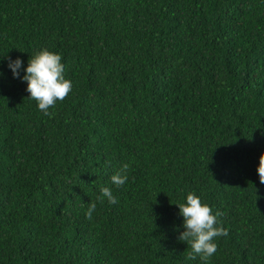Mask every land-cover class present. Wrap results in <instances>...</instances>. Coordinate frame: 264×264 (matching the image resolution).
<instances>
[{
    "label": "trees",
    "instance_id": "1",
    "mask_svg": "<svg viewBox=\"0 0 264 264\" xmlns=\"http://www.w3.org/2000/svg\"><path fill=\"white\" fill-rule=\"evenodd\" d=\"M42 47L73 81L48 114L7 67ZM0 70V264H203L189 191L211 264H264V0H0Z\"/></svg>",
    "mask_w": 264,
    "mask_h": 264
},
{
    "label": "clouds",
    "instance_id": "2",
    "mask_svg": "<svg viewBox=\"0 0 264 264\" xmlns=\"http://www.w3.org/2000/svg\"><path fill=\"white\" fill-rule=\"evenodd\" d=\"M7 67L14 78L27 83L26 90L30 93V98L37 102V107L44 114H48L49 108L57 101H62L73 89V81L65 75L62 55L47 47L36 50L26 66L20 57H8ZM2 75L3 71L0 70V76ZM128 168V164H123L121 169L110 177L111 184L117 188L124 186L129 179ZM257 172L260 182L264 183V153L259 157ZM105 199L109 204L118 202V197L109 186H102L96 197L100 202ZM177 205L179 214L183 217L184 228L178 239L190 245L189 259H195L196 255H199L203 264H211V258L218 250L216 238L228 234L219 219L222 213L214 212L213 207L194 191L187 192L184 202ZM96 206V202L88 203L86 218H92Z\"/></svg>",
    "mask_w": 264,
    "mask_h": 264
}]
</instances>
